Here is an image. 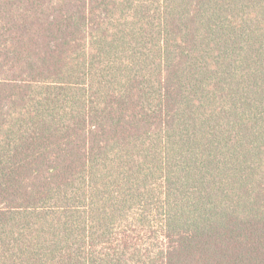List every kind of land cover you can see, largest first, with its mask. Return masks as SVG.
I'll return each mask as SVG.
<instances>
[{
  "label": "trees",
  "instance_id": "1",
  "mask_svg": "<svg viewBox=\"0 0 264 264\" xmlns=\"http://www.w3.org/2000/svg\"><path fill=\"white\" fill-rule=\"evenodd\" d=\"M0 264H264V0H0Z\"/></svg>",
  "mask_w": 264,
  "mask_h": 264
}]
</instances>
